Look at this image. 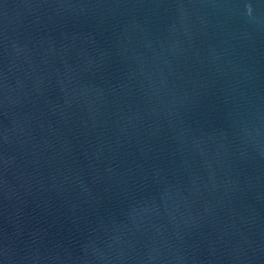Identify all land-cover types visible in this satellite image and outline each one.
<instances>
[{"label": "water", "instance_id": "water-1", "mask_svg": "<svg viewBox=\"0 0 264 264\" xmlns=\"http://www.w3.org/2000/svg\"><path fill=\"white\" fill-rule=\"evenodd\" d=\"M0 264H264V0H0Z\"/></svg>", "mask_w": 264, "mask_h": 264}]
</instances>
